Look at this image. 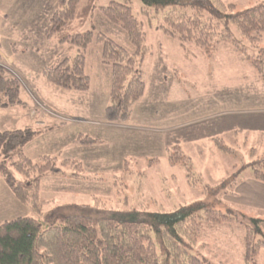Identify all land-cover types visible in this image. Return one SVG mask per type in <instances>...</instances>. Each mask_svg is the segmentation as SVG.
I'll use <instances>...</instances> for the list:
<instances>
[{
  "label": "rangeland",
  "instance_id": "obj_1",
  "mask_svg": "<svg viewBox=\"0 0 264 264\" xmlns=\"http://www.w3.org/2000/svg\"><path fill=\"white\" fill-rule=\"evenodd\" d=\"M60 1L0 0V66L21 87L20 101L0 108V131L27 129L34 134L8 159L0 153V161L7 162L6 169L20 180L26 177L11 162L18 161L19 154L34 162L44 156L56 158L58 166L74 161L82 168L65 166L66 176L42 180L40 212L19 201L0 173V224L19 217L44 220L51 209L68 205L102 202L107 209L157 213L200 203L230 218L205 225L195 255L214 263L244 264V225L247 218L264 219V212L237 206L231 199L240 183L252 177L247 166L260 164L264 157V80L253 63L264 49V35L251 44L232 25L233 38L245 50L237 51L228 42L212 43L215 48L207 55L192 44L184 48L178 39L156 29L169 9L152 11L148 20L143 3L134 0L130 6L143 23L148 47L142 58L146 89L130 120L116 125L105 117L111 103L112 65L103 62V42L97 35L129 53L135 48L126 30L102 9L110 0H95L92 16L80 31L95 34L85 52L89 90L51 84L45 70L79 51L60 42L59 31L51 35ZM88 1L81 0L80 9ZM222 1L234 5L235 12L264 4ZM87 137L94 143L78 140ZM76 171L80 176L71 177ZM256 264H264L263 251Z\"/></svg>",
  "mask_w": 264,
  "mask_h": 264
},
{
  "label": "trees",
  "instance_id": "obj_2",
  "mask_svg": "<svg viewBox=\"0 0 264 264\" xmlns=\"http://www.w3.org/2000/svg\"><path fill=\"white\" fill-rule=\"evenodd\" d=\"M122 1L110 0L102 9L126 30L135 52L129 53L118 43L97 35L103 42V62L112 65L111 103L105 117L108 123L116 125L130 120L134 105L144 96L146 83L142 58L148 51L143 23L134 16L130 6L134 0ZM140 1L144 5L143 15L148 20L152 11L169 9L163 24L155 28L178 39L184 48L192 44L207 55L215 48L212 43L228 42L237 51L245 50L233 38L232 25L251 44L259 42L264 35V4L235 12L234 5L227 6L222 0ZM80 3L81 0H61L52 17L51 29L53 37L59 31V41L77 47L78 54L47 68L44 75L57 87L86 92L90 82L85 74V52L95 34L80 31L92 16L95 0H89L82 9ZM255 59L254 66L264 80V49ZM20 91L19 82L0 66V108L17 104ZM33 136L27 129L0 131V153L8 159L19 149H24ZM78 140L84 145L94 143L90 137ZM170 160L175 165L173 156ZM57 161L44 156L34 162L19 154L18 161L11 162L25 180L6 169L4 160L0 161V173L19 201L40 212L42 180L48 176H66L65 166H73L79 171L82 168L74 161L65 160L61 166ZM253 164L247 166L252 170V178L264 184V157L260 164ZM79 176L76 171L71 177ZM104 206L102 202L95 206H59L51 209L44 220L19 217L5 221L0 224V264H223L195 255L203 229L230 218L221 211L200 203L157 213L137 209L112 210ZM247 219L244 264H256L258 254L264 252V219Z\"/></svg>",
  "mask_w": 264,
  "mask_h": 264
},
{
  "label": "crops",
  "instance_id": "obj_3",
  "mask_svg": "<svg viewBox=\"0 0 264 264\" xmlns=\"http://www.w3.org/2000/svg\"><path fill=\"white\" fill-rule=\"evenodd\" d=\"M36 117V114L32 113ZM43 124V122L41 123ZM237 196H233L232 203L237 206H251L263 210L264 212V184L252 179L244 180L236 188ZM261 219V218H259Z\"/></svg>",
  "mask_w": 264,
  "mask_h": 264
}]
</instances>
